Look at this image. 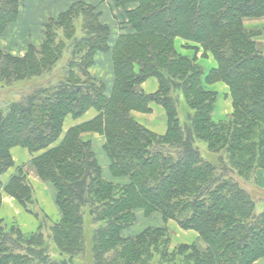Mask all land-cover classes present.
Here are the masks:
<instances>
[{"label": "trees", "instance_id": "obj_1", "mask_svg": "<svg viewBox=\"0 0 264 264\" xmlns=\"http://www.w3.org/2000/svg\"><path fill=\"white\" fill-rule=\"evenodd\" d=\"M108 2L122 31L113 47L98 7L78 2L45 23L43 44L23 58L0 52V87L39 78L61 59L66 44L56 43L59 36L73 38L82 21L73 53L87 49L82 64L72 59L56 85L0 109V178L14 165L11 150L27 149L37 176L54 187L61 213L53 224L37 213L41 224L29 237L0 219V264H256L264 259V52L256 41L261 32L245 22L264 19V0ZM20 6L0 0V36L18 20ZM179 38L193 55L179 54ZM110 52L108 90L90 71L98 54ZM200 52L217 67L199 64ZM151 78L159 87L146 94L141 86ZM218 83L229 88L234 110L220 121L211 87ZM152 105L165 112L164 135L132 114L152 113ZM92 109L95 119L61 139L68 117ZM90 133L105 137L114 180L85 139ZM3 191L32 212L34 191L22 172ZM140 211L159 214L165 224L176 220L199 242L172 247L166 226L126 235Z\"/></svg>", "mask_w": 264, "mask_h": 264}, {"label": "crops", "instance_id": "obj_2", "mask_svg": "<svg viewBox=\"0 0 264 264\" xmlns=\"http://www.w3.org/2000/svg\"><path fill=\"white\" fill-rule=\"evenodd\" d=\"M20 1V16L18 20L9 26L7 31L0 36V52H6L14 57L23 58L30 46L40 47L44 40V26L50 19H57L62 13L66 12L72 5L83 2L88 5L97 6L100 13V20L109 25L112 30V41L110 46L113 47L117 38L122 33L119 29L120 16L118 10L114 9L108 0H19ZM43 7V8H42ZM45 7L47 10H45ZM259 24L254 22L253 27H259L263 23L259 20ZM113 30H115V36H113ZM179 53L187 54L189 51L180 47L176 48ZM96 64L92 68V76L100 81L105 82L106 79L113 81V62L111 52L108 54H99L96 56ZM199 64H206L210 69L216 68L217 63L212 56L206 58L203 57V53L198 54ZM209 69V70H210ZM218 93V102L216 107V121L224 120L233 113V103L230 95L229 88L223 84L218 83L212 87ZM142 89L148 94H154L158 90V85L154 80H149L142 85ZM161 108L153 105L152 113L147 115H137L140 120L145 122V126L149 128L152 132L164 135L167 131V123L160 124L158 117H164ZM97 112L90 110L82 118L73 119L68 117L64 123V133L61 139L67 131L73 127L82 125L89 121H92L97 117ZM164 119L162 118V121ZM147 123V124H146ZM142 124V123H141ZM97 137L93 138V149L98 153L103 152V147L106 143L105 139L99 134H95ZM93 135V136H95ZM11 155L14 161V168L11 169L8 178H12L14 175V170L19 166L31 165L34 155H32L27 149L21 147H15L11 150ZM37 178V177H36ZM36 203L40 209H42L49 220H53L58 223L61 220L60 210L55 202V190L50 183L43 182L38 179L34 182H30ZM36 185V186H35ZM260 185L264 188V173L260 176ZM17 214L20 215L21 219L26 223L22 224L24 231L29 232V230L34 229L37 231L38 223L34 219L33 215L21 211L15 205L14 199L6 200L2 205L0 210V219L6 222L7 219L17 218ZM141 212L137 213L138 215ZM151 224L146 226H162L164 222H155L152 217L149 218ZM138 220V219H137ZM30 224V225H29ZM137 232V231H136ZM134 235V233H133ZM177 245V243L175 244ZM256 264H264V259L259 260Z\"/></svg>", "mask_w": 264, "mask_h": 264}, {"label": "rangeland", "instance_id": "obj_3", "mask_svg": "<svg viewBox=\"0 0 264 264\" xmlns=\"http://www.w3.org/2000/svg\"><path fill=\"white\" fill-rule=\"evenodd\" d=\"M47 1L48 0L43 1V6L45 5L44 2H47ZM49 1L51 2L52 0H49ZM45 10H47L46 7H45ZM261 20L263 21V23L261 24V26H259L257 28L256 27H253L252 25L254 24V22H257V21H258L257 24H259V22H260L259 20H247L245 22V24H246V27H248L250 29H254V30H259L261 32L262 35L260 37H258L256 39V41L258 43V48L261 51L264 52V19H261ZM81 24H82V21L80 19L79 20H76L75 27H74L75 34H74V37L73 38L71 37L72 39L71 38H68V39L66 38L65 39V38H62L61 36H59L60 38H59V40L56 41V43L58 41L61 42V40H64L63 42H65L66 47H65V49H64V51L62 53V56H61L60 61L51 70V72L46 73L44 76H41L39 78H35V79H32V80H26L24 82L15 84V85H13L10 88H2V87H0V109H4V108L8 107V105L10 103L17 102L23 95L27 96V95L31 94L33 91H35L38 88H46L48 86H54V85H56L60 80H62L63 75H64V71H65V67L67 66V64H69V62H71L72 59L75 60V61H77V63L82 64L81 62L84 60L83 57H84V55L86 53V50H87L86 48H84L83 51H81V53L74 54L75 56H73V53H74V50H75V46H74L75 41L74 40L75 39L82 38V28H81ZM114 33H115V30H113V36H115ZM192 44L193 43H191V45L189 44L188 47L194 45V44L193 45ZM175 47L178 48V49L180 47H182L183 49H187L189 51V48H187V41H185L183 39H180V38L179 39H176V41H175ZM80 49L81 48H79L78 51H80ZM193 53L194 52L189 51L187 54H181V53H179V54H181L183 56H188V55H193ZM96 60H97V58L95 57L94 66L96 64L95 63ZM201 65H203L206 68V70H209L210 69L206 64H201ZM94 66L92 68H94ZM91 72H92V70L90 71V74L92 76V73ZM149 80H154V82H156L157 85H158L157 79L151 78V79H148L147 81H149ZM147 81H145V82H147ZM104 83L106 84L107 89L110 90L111 87H112L111 86L112 85V82L109 81L108 79H106ZM211 87H214V86H211ZM141 89H142V86H141ZM146 94H148V93H146ZM158 107H160V106H158ZM160 110H161L162 114H165V112H164V110L162 108ZM93 111L97 112L96 110H93ZM132 114H133L134 118L140 124L142 123V125L145 126L144 125L145 122H143L142 120H140L137 115H142V114L143 115H147V113L145 114V113H140V112H133ZM158 118H159L158 120H159V123L160 124H164V123L166 124L167 123L166 116L165 115H164V117H158ZM162 118L164 119L163 121H162ZM145 127H147V126H145ZM93 135H95V133H90L87 136H85V139L86 140L93 141V138L94 137L95 138L97 137L96 135L95 136H93ZM157 135H159V134H157ZM100 136L105 139L104 136H102V135H100ZM97 156L99 158L100 163L102 165H104V167H105L104 176L106 178H109L110 180H114V178L111 176V174H110V172L108 170V167L107 166L109 165V161H108V158L105 156L104 152L98 153ZM12 168H14V165H13ZM12 168H10L0 178V194H1V197H2L0 210H1L2 205L4 204V202H6V200H10V198L11 199H14L11 196L7 195L3 191V188L9 183V181L11 179V178H8V176L10 175V172H11V169ZM13 170H14V175L13 176L17 175V173L20 171V172H22V174L26 177V179L29 182H34V184H35V181L37 180V178L40 179L37 176V173L35 171V168H34V166L32 164L31 165H25V166H19V167H17V169H13ZM254 195L257 196V197L260 195L259 194V191L257 189H254ZM261 197H262V195H261ZM14 202H15V205L18 208H20L21 211H24V212H26L28 214L33 215L34 219L37 220V223H38L37 230H38V228H39V226H40L41 223H40V218L37 217L36 214L37 213H40V214L42 213V214L45 215L44 211L42 209H40L38 207L37 203H36L34 206L31 207V211L32 212L29 213L21 205H19V203L15 199H14ZM262 209H263L262 203L259 202L258 205H257V211H261ZM140 212H141V214H139L138 217H137V219H138L137 220V224L133 228H131L128 231H126V233H125L126 235H129V234L130 235H133V233H134V235L139 234L140 231H143L145 228L148 227L146 225L151 224V221H149L150 220L149 219L150 217H152V220L155 221V222H158V223L159 222H163L162 217L159 214H153L150 217H146L144 215L143 211H140ZM16 217L17 218H14L13 217L11 219H7L6 222L4 221L9 228L12 227V226H15V227L19 228L24 233V235L26 237H29V236H31V235H33L34 233L37 232V231H34V229L29 230V232L24 231V229L22 228V224H24L26 222L21 219V217H20L19 214H17ZM49 222L52 223V224L55 223L53 220H50ZM157 227H165V228H168L172 232V234H171L172 235L171 236L172 237V247L178 246L180 244H197L199 242V239H200L197 232L182 229L180 227V225L178 224V222H176V220L175 221L170 220L166 224L164 223V225L157 226ZM176 243H177V245H175ZM200 245H202L201 242H200Z\"/></svg>", "mask_w": 264, "mask_h": 264}]
</instances>
